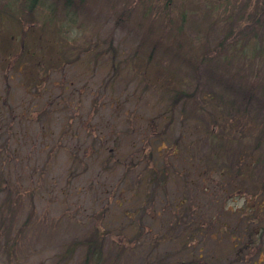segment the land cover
Wrapping results in <instances>:
<instances>
[{
    "label": "rangeland",
    "instance_id": "rangeland-1",
    "mask_svg": "<svg viewBox=\"0 0 264 264\" xmlns=\"http://www.w3.org/2000/svg\"><path fill=\"white\" fill-rule=\"evenodd\" d=\"M256 1L171 0L165 9L167 0H73L70 8L63 0H39L28 11L21 0H0V108L8 106L7 111L2 110L5 119L0 118V123L13 118L12 127L22 139L18 145L12 140L15 155L22 160L9 161L7 169L15 173L17 184L25 189L21 203L12 208L11 226H25L18 254L8 257L0 240V264H58L57 257L65 245L83 234L89 235L99 221L109 220L112 230L105 236V246L113 256L116 220L129 208V204L117 203L132 197V190L137 195L135 201L144 193V183L139 184L145 181L141 164L129 170L124 181L122 164L132 142L151 135L155 122L150 120L163 115L167 107L164 101L156 103L154 94L159 96L167 87L192 92L184 107L176 106L175 126L168 129L167 137L175 138L181 130L180 118L188 116L179 146L185 144L194 155L198 150V160L207 145L199 142L200 146L195 147L197 143L192 141L198 134L194 125L208 120L196 110L210 112L212 106L219 116L230 111L227 89L231 86L240 92L234 95L240 103L245 90L237 86L247 87L252 77L241 73L229 79L223 67L212 72V62L208 67L199 66L196 72L189 60L192 54L202 52L203 45L213 48L224 36L230 26L225 15L232 5L240 12L253 14ZM245 25L251 26L249 21ZM151 50L153 55H149ZM231 70L238 71L236 65ZM256 82L253 91L259 95L264 90V78ZM206 93L214 94L210 109L202 101ZM251 104L249 113L254 121H261L264 102L255 96ZM86 123L92 125V131ZM5 126L7 129L8 124ZM168 144L163 142L164 147ZM161 157L165 164L176 166L168 176L173 181L168 179L166 196L152 184L150 192L157 198L147 210L160 221L142 224L146 232L141 236L146 241L153 234L154 238L162 233L167 236L156 249L149 251L150 245H145L139 257L133 250L121 264H141L149 254L157 264H172L185 249L178 242L188 233L192 234L189 249L204 251V264H220L214 260L219 257L225 262L232 236L217 237L211 227L212 218L220 213L221 222L230 221L228 215L236 214L233 210H238L256 187L251 189L253 184L247 183L243 192L235 190L243 186L230 174L235 161L221 175L213 173L209 177L206 173L201 177L194 168V157L182 164L167 151ZM184 165L187 169L182 173ZM161 199L165 202H159ZM179 201L181 205L173 209ZM177 212L184 217L182 221ZM176 218L182 226L173 229ZM75 252L74 256H66L70 260L67 264H81V252ZM232 256L230 264H243L234 262Z\"/></svg>",
    "mask_w": 264,
    "mask_h": 264
},
{
    "label": "trees",
    "instance_id": "trees-1",
    "mask_svg": "<svg viewBox=\"0 0 264 264\" xmlns=\"http://www.w3.org/2000/svg\"><path fill=\"white\" fill-rule=\"evenodd\" d=\"M21 1L28 11H32L39 2V0ZM63 2L66 8H70L74 4L73 0H63ZM170 3L171 0H167L165 9H167V7L169 8ZM228 5L229 3L226 4L225 9ZM249 7L250 6L247 8ZM253 8L255 10L253 14H251V12L243 13V11L240 12L236 10L237 8L234 9L232 5L228 11L229 13L225 15V19L230 21V26H228L224 36L213 48H208L203 45L202 52L200 50V53H195V56L192 54V59L189 60L191 62L193 61L191 65L196 72L199 71V66L203 65L208 67V63L212 62V65H210L212 72H214V69L220 70V68L223 67L227 70L229 79H234L238 75H241V73H243L244 76L249 73L252 77V84L247 87L237 86V88L245 90L244 94L240 96V103L236 101L234 96L235 92L238 94H240V92L233 90L232 87L229 86V89H227L229 93H226L231 100V110L222 112L220 116L219 114H214L216 112L211 106V97H213L214 94L210 95L206 93V95L202 97L203 103H207L208 109H210L211 106L213 111L209 112L199 108L196 110L202 113L200 114L202 118L205 114L208 123L194 125V127H197L196 133L198 136L196 137L198 138L193 139L195 141L192 142L197 143L195 147L200 146L199 142H205L207 145L205 153L197 157L198 160H195L196 155L200 153L198 150H195L197 153L194 155L187 151L188 149L185 144L179 146L180 139L184 140V127L187 126L188 116L183 115L180 118L178 123L181 130L177 133V136L173 139L167 137L168 129L170 130L171 126L174 125L176 106L182 105L184 107V105L189 102L192 92H187L185 90L186 88L174 89L172 87H167L159 96L155 93V102L159 104V102L162 103L164 101L163 103L167 104V107L163 115H160L159 118L156 117L150 120L152 124L155 122L151 135L148 134L145 140L135 139L132 142L130 145L131 151L126 154L128 158H125L122 164L124 165L122 171L123 181L129 170L141 164L144 169L141 176L145 178V181H139V184L141 185L144 183V186H142V191H144V193H139V199L135 201L133 198H136L137 195L135 196L132 190V197L129 199L121 198V201L117 203L118 206L129 204V208L123 210L120 220H116L117 225L114 227V237L117 239L114 242L115 251L113 252V256H109L111 255L109 252L110 250L105 246V236L111 234L110 231L112 227H110L109 222L111 223L112 220L104 223L99 221L100 224L98 223L95 225L94 228H92L93 231L91 230L89 235L83 234L64 246L63 252L57 257L59 261L58 264H67L70 260H68L66 256H74L77 250L80 251L82 255L78 261V263L81 264H121L125 258L129 259V254L132 253L133 250L134 255L136 254L139 257L142 255L145 245H150L148 248L149 251L154 247L155 249L157 248V244L163 241L167 235L162 233L161 237L154 238L155 236L153 234L151 237L152 239L150 238V241H146L147 238L144 239L141 233L146 232L142 230V224L145 222L149 221L153 224L158 222V220L160 221L159 216L153 217L147 210L149 205L156 202L157 198V194L152 195L150 192L152 184L161 195L166 196L167 193L164 190L168 184V179L173 181L169 177H171V170L176 169V166L172 163L170 165L169 163L165 164L162 160L161 155L162 152L165 151H167V154L174 156V158H178L181 164L185 162V159L194 157L192 159L197 162L194 168L197 171V175L199 174L201 177L206 173L209 177L213 173L221 175L231 168L230 165H232V162H236L235 166L231 168L232 171L230 174L235 178L233 181H240V183H242L243 188L240 186L234 189L243 192L246 186L244 184L247 183L253 184L251 189L253 186L254 188L256 187V189H253L255 192L246 196L242 206H240L238 210H233L236 214L233 212V216L228 215L231 219L230 221L221 222L220 213H217L216 218L211 216L213 217L212 222H214L211 224V227L213 228V233L216 234L217 237L232 236V238H230V244H228V249H230V251L226 254V258L224 259L225 262L222 259L223 257H214V260L230 264L229 257L233 254L234 262H242L243 264H264V171H261L262 168L264 169V117L259 122L257 119L254 121L253 116L249 113L252 110L250 109L252 108L251 101L255 96H258V98L260 97L261 101L264 102V90L259 92V95L254 94L255 92L253 91L258 84L256 81L264 78V0H257L256 3L254 2ZM247 21L250 22V27H246L245 24ZM179 30L180 29L177 31ZM153 52L154 50H151L149 55H153ZM26 54L28 53L26 52ZM194 57H198V59L195 61ZM213 57H215L214 61H210ZM233 65H236L238 71L231 70V66ZM231 72L233 73L232 78L230 77ZM4 106L5 105H2V108H0L1 120L2 118L5 119L3 111H7L8 109V106ZM238 107L239 111L236 110ZM28 112L33 111L29 110ZM130 117L131 116H129L128 119L132 120ZM12 119L13 118H10L8 123L3 121V123L8 124L7 129L3 128L6 127L5 124L0 123V142H2L0 145V199L2 193L4 194V198H2L0 203V240H2L1 245L3 246V250L5 252L7 250V256L10 258L18 254L19 237L25 227L19 225L13 228V226H11L13 220L12 208L21 203L22 196L25 194L24 187H22L21 184H17L18 180L16 179L15 173L7 169V166L10 165L9 161L16 160L21 162L22 160V158L15 155V148L12 149L13 138L16 145L22 141L21 138L17 137V132L12 127ZM257 122L258 124H256ZM86 127L91 131L93 130L90 123H86ZM93 135H95L94 131ZM97 135H101L100 131ZM95 137L97 136L95 135ZM117 139L119 138L117 137L116 140ZM164 141L169 143L166 147L163 145ZM11 158L16 159L11 160ZM184 169H187L185 165L182 168V173L186 172L183 171ZM259 172H262L261 178H258ZM191 184L194 185L195 183L191 181ZM226 184H228V182ZM229 184L232 185L231 183ZM133 187L132 185L131 188L133 189ZM203 188L205 189L204 186H202L201 189ZM146 190L148 191L145 192ZM224 191L226 192V190ZM236 191H233L232 197H234ZM227 197L230 196L227 195ZM159 202L165 201L161 199ZM181 203V201H179V204L176 203L173 209L178 208ZM229 211L231 212L232 210ZM226 212H228V210ZM177 215L181 216L179 212H177ZM179 218L182 221L184 217L181 216ZM28 221L29 217L24 225H27ZM176 221L177 218L172 221L174 225L173 229L182 226L181 221L175 223ZM192 224L195 225L194 222ZM188 231V229L185 230V232ZM233 234H235L234 237ZM191 236L192 234L188 233L186 238L184 237L178 242V245L182 244L185 249L179 252L178 258H176L172 264L205 263L204 251L202 252L201 249H198V253H196L195 248L189 249L188 242L191 240ZM211 251L214 252L213 249ZM149 255L144 257L141 264H157L155 261H152ZM181 255L189 258L184 260Z\"/></svg>",
    "mask_w": 264,
    "mask_h": 264
}]
</instances>
